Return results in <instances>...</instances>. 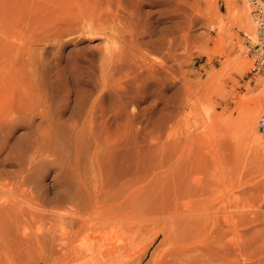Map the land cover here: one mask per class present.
<instances>
[{"label":"rangeland","instance_id":"rangeland-1","mask_svg":"<svg viewBox=\"0 0 264 264\" xmlns=\"http://www.w3.org/2000/svg\"><path fill=\"white\" fill-rule=\"evenodd\" d=\"M250 8L0 0V264H70L50 236L89 249L99 227L122 239L128 264H264V73L250 72ZM93 196L103 206L87 227L59 226L57 211Z\"/></svg>","mask_w":264,"mask_h":264},{"label":"bare ground","instance_id":"bare-ground-1","mask_svg":"<svg viewBox=\"0 0 264 264\" xmlns=\"http://www.w3.org/2000/svg\"><path fill=\"white\" fill-rule=\"evenodd\" d=\"M121 3H123V1ZM128 4H130V3H128ZM248 4H249V2H248ZM128 7L130 8V6H128ZM129 14H130V16H132L133 11H130ZM251 22H252V20H251ZM252 25H253V23H252ZM161 44H163V43H161ZM161 66H163V68H164L165 64H161ZM257 76H260V75H257ZM120 77H119V79H120ZM135 78H137V77H135ZM252 119H253V115H251V114H249L246 117V121L248 123L247 133H248V136L250 138H252V142L255 145V148L257 150H259L260 149L259 139H261V138L258 139V137L255 136L253 128L251 129L250 123H251ZM4 193H5V191L2 188V186L0 185V236H1L0 240L2 241V244H4V243L6 244V241H4L6 239V236H8V233L6 232V230L9 229L7 226L9 224L6 225V223H9V222H6V219L8 218L7 217L8 205H7V199H6V196L4 195ZM98 196L97 197L93 196V197H91V199L84 201V202H81L78 200L70 201V204H69V207L67 210H64V212H58L57 211L55 213V215H57V217H58L59 226L64 224L65 220H67V222L74 229H82L85 225V222L88 221V219H91V217L95 214L99 215L101 210H102L101 207L103 206V202H102L101 198H99ZM78 212H80V213L78 214ZM176 217H179V216H176ZM173 218H174V216H173ZM170 219H172V216L170 217ZM174 220H175V218H174ZM167 221H169V219L166 220V223H167ZM85 226L87 227V225H85ZM105 226L103 225L104 228H105ZM99 228H98L99 232H97V229H94V231H93V232H95L94 236L91 238V240L89 238L90 241H89V243H87V244H91L90 245L91 248H89V249H88V247L85 249H80V247L78 245L70 246V243H71L70 238H63V237H61V233L59 230L55 231V233L52 236H50V240L53 242V244L55 246H57V250H56L57 258L62 259V260H65L66 258H68L70 264H75V262H71V261H73L74 258H78L79 260H82L83 262L85 261V263H83V264H128L127 263L128 254L125 252L124 243L120 242V240H122V239L118 238L115 235V231H113L112 228L109 231L110 233L105 232V230L102 228H101L102 231H100L101 229H99ZM83 231H85V229H83ZM87 231L88 230H86V233H87ZM163 233H165V232H163ZM33 236H36V235H33ZM45 237H46V235L42 236V238H45ZM47 241H49L48 237L44 239V242H47ZM85 242H83L82 244H84ZM127 244H129V243L127 242ZM148 244H149V242H148ZM146 246H148V245L146 244ZM143 247H141V248L143 249ZM182 248L186 249L185 247H182ZM140 250H138V252H141ZM178 250H180V249H178ZM178 250H176V251H178ZM183 250H181V251L183 252ZM172 251H175V249ZM176 251L174 252V254L177 253ZM187 251H190V249ZM138 254L139 253H136L134 257L139 256ZM184 254H185V252H183V255ZM181 255H182V253L180 254V256ZM189 255L191 256V254H189ZM174 256H176V254ZM185 256L187 257V255H185ZM132 258H133V256H132ZM177 258H178V256H177ZM188 258H189V256H188ZM128 259H131V258L129 257ZM175 259H176V257H175ZM185 259L186 258H183L182 260H185ZM189 259H191V258H189ZM133 260H135V258H133ZM175 262H177V259ZM180 263H181V261H180ZM129 264H130V262H129Z\"/></svg>","mask_w":264,"mask_h":264},{"label":"built area","instance_id":"built-area-1","mask_svg":"<svg viewBox=\"0 0 264 264\" xmlns=\"http://www.w3.org/2000/svg\"><path fill=\"white\" fill-rule=\"evenodd\" d=\"M254 33L248 37V48L252 58L253 76L264 73V0H248ZM257 126L264 134V114L257 120Z\"/></svg>","mask_w":264,"mask_h":264}]
</instances>
